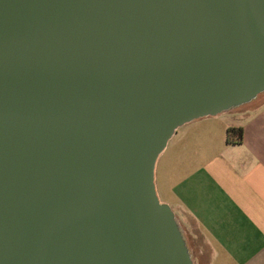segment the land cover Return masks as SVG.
Here are the masks:
<instances>
[{
  "label": "water",
  "instance_id": "obj_1",
  "mask_svg": "<svg viewBox=\"0 0 264 264\" xmlns=\"http://www.w3.org/2000/svg\"><path fill=\"white\" fill-rule=\"evenodd\" d=\"M264 92V0H0V264H194L156 165Z\"/></svg>",
  "mask_w": 264,
  "mask_h": 264
},
{
  "label": "crops",
  "instance_id": "obj_2",
  "mask_svg": "<svg viewBox=\"0 0 264 264\" xmlns=\"http://www.w3.org/2000/svg\"><path fill=\"white\" fill-rule=\"evenodd\" d=\"M236 112L196 119L192 154L181 144L163 199L157 171L167 148L157 161L159 198L175 211L194 264H264V100ZM238 128L242 135L229 132Z\"/></svg>",
  "mask_w": 264,
  "mask_h": 264
},
{
  "label": "rangeland",
  "instance_id": "obj_3",
  "mask_svg": "<svg viewBox=\"0 0 264 264\" xmlns=\"http://www.w3.org/2000/svg\"><path fill=\"white\" fill-rule=\"evenodd\" d=\"M264 100V92L260 94L255 100L252 102L245 104L243 106H240L238 108H235L237 112L240 111H246L248 109H252L255 106H257L259 103H261ZM234 110V109H233ZM236 112V113H237ZM200 120H196L194 122H189V124H185L178 128L172 139L168 143V147L166 152L162 155L159 165H158V188L160 197L163 199L166 197V184L168 183L167 177V171L168 168L175 167L177 169L178 165V155L180 154L179 147L181 144L186 145V150H189L192 154L193 150V139L195 134L198 132V130H201V127L196 129L195 123L201 124L203 122H199ZM177 162V164H176ZM171 178H169V181Z\"/></svg>",
  "mask_w": 264,
  "mask_h": 264
},
{
  "label": "trees",
  "instance_id": "obj_4",
  "mask_svg": "<svg viewBox=\"0 0 264 264\" xmlns=\"http://www.w3.org/2000/svg\"><path fill=\"white\" fill-rule=\"evenodd\" d=\"M233 130H238L240 132V135H242V128H238V129H229V132H232Z\"/></svg>",
  "mask_w": 264,
  "mask_h": 264
}]
</instances>
